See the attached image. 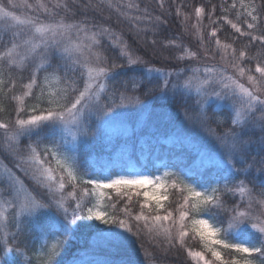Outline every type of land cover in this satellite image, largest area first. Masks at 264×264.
Returning a JSON list of instances; mask_svg holds the SVG:
<instances>
[{
  "label": "snow or ice",
  "instance_id": "1",
  "mask_svg": "<svg viewBox=\"0 0 264 264\" xmlns=\"http://www.w3.org/2000/svg\"><path fill=\"white\" fill-rule=\"evenodd\" d=\"M235 7L234 2L232 8ZM241 7L246 11L252 8L247 11L252 21H246L247 28L257 27L254 22L259 20V14L254 13L261 6L246 5L241 0ZM83 8L100 12L104 8L114 10L119 17L130 20L133 27L141 19L129 15L131 10H140L135 0H128L123 5L126 10L114 0H100L96 4L88 0ZM17 9L21 10L20 14ZM204 12L203 7L195 10L198 23ZM69 13L72 17L77 15L69 0H50V3L45 0H7L6 4L0 0V94L6 97L7 92L15 87L13 70L24 72L31 69L28 81L22 84L23 91L10 98L16 102L14 121H0V130L3 131L0 150L9 153L16 161L15 167L35 185L29 189L11 168L0 165V264H16V257L28 255V245L19 237L31 233L45 240L31 254L36 264H59L57 258L65 250L66 237L81 227L95 232L92 251L99 248L127 253L118 264H134L130 254L142 235L149 240L162 235L171 247L185 248L193 264H264V191L254 194L245 180L229 186L230 178L240 172L247 175L253 165L258 166L259 175H264V156L243 169L236 167L237 163H247L254 142L251 136L245 135L246 132L260 133L257 142L260 151L264 152V50L248 57L257 60L254 72L258 75H253L252 69L240 64L247 53L241 50L237 56L232 45L222 44L217 38V46L231 49V66L239 77L247 76L251 87H246L223 68L197 66L189 69L191 75L182 85L174 84L171 89L174 95L180 87L195 89V104L191 111L185 109L184 118L193 125L208 128L214 147L204 153L202 159L206 158L218 173L224 174L220 177L224 181L222 186L219 181L213 185L194 180L187 172L165 171L163 177L171 178L170 182L160 176L145 174L113 176L107 167L101 175L87 172L81 175L80 142L73 130L87 135L93 120L104 125L123 122L128 110L142 104V96L167 95L172 83L170 78L176 75L179 80L181 73L150 66L135 55L123 37L110 26L90 23L87 18L71 19ZM224 20L240 36L250 35L252 41L264 45V34L251 35L227 17ZM210 36L217 37V30L213 29ZM104 39L118 49L119 58L125 63H117L115 59L109 61L102 44ZM152 43L155 44V40ZM196 58L197 53L183 50L176 57L178 60ZM141 66L143 76H129L127 80L119 81V87L116 86L117 77L126 74L125 70L134 71ZM41 72L45 73L42 78ZM77 73L83 79L82 87ZM150 76L151 79L163 77L162 83L148 87L146 81L151 84ZM5 84L11 87L6 90ZM29 99L33 100L31 105L27 103ZM227 101L232 102L229 105L231 127L217 131L224 122L216 120L217 129L211 128L208 107L211 104L222 107ZM5 110L0 103V112ZM22 138L28 141L23 148L20 147ZM123 162L124 154L121 153L112 165L122 166ZM69 185L71 190L67 191ZM89 185L91 187H87ZM168 187L187 193L183 203L177 206L176 216L165 209L163 202L168 196L160 193L161 189L166 191ZM261 187L264 188V183ZM37 188L42 192L34 194ZM108 189L114 190L118 199L112 201L109 197L110 202L105 204ZM139 189L145 190L141 193ZM133 194L144 197L140 211L135 214L129 207ZM225 194H238L240 199L232 208H226L222 199ZM124 197L127 201L118 209L117 203ZM241 204L245 206L241 208ZM254 204L259 211L253 209ZM214 209L217 210L215 213ZM222 212L229 213L226 226L218 220ZM78 221L99 224L81 225ZM246 231L255 234V238L246 235ZM190 234L193 239H199L203 250L186 248ZM226 253L238 255L226 258ZM85 256V259L73 258L68 264H115L91 258L87 250Z\"/></svg>",
  "mask_w": 264,
  "mask_h": 264
},
{
  "label": "trees",
  "instance_id": "2",
  "mask_svg": "<svg viewBox=\"0 0 264 264\" xmlns=\"http://www.w3.org/2000/svg\"><path fill=\"white\" fill-rule=\"evenodd\" d=\"M100 0H92L93 4L99 3ZM119 2L122 10L123 5L128 0H114ZM140 5V10L129 11L130 16H140L141 19L135 27L133 23L123 17H119L118 14L111 9L104 8L102 12L99 10L83 8V5L88 3V0H69V3L73 11L77 12L75 17H69L75 20H87L92 23L103 24L104 26H110L118 35H121L124 41L130 46L135 55L142 57L148 62L150 66L156 68H162L166 72L179 73L185 68L197 66V64L205 63L206 66H212L215 64L214 60H218L220 56L232 58L231 49L225 50L223 47L216 45L217 38L222 44H230L237 50V56L241 50L247 53V57L244 61H241V66L246 69H252L253 75H258L254 72L257 60L248 59V57L256 56L258 51L264 50V45H261L259 41H252L250 35L240 36L236 33L231 25L226 23L224 17L237 23L242 31L250 33L251 35L264 34V0H244L246 5H259L256 13L259 14V20L254 22L257 27L254 29L247 28V22H252L251 17L247 15V11H251L249 7L247 11L241 7V0H135ZM235 2L236 7L232 8V4ZM7 3V0H4ZM198 7H203L205 12L202 19L198 23V19L195 14V10ZM213 7L215 11H213ZM179 10V11H178ZM17 14H20L21 10H16ZM239 15V19L237 16ZM197 26L199 31L197 30ZM216 29L217 37H211L210 32ZM155 40V44L152 41ZM105 54L108 56L109 61L115 59L117 63H125L122 58H119V51L111 46V43L104 39L102 41ZM2 50V49H0ZM191 51L197 53L196 59L178 60L176 57L181 52ZM211 59V60H209ZM232 60V59H230ZM56 61H53L55 63ZM51 71V69L49 70ZM31 69L18 72L13 70L12 78L15 80V87L11 91H8L6 97L0 94V103L5 107V111L0 112V121L12 122L15 119V107L16 102L11 100V96L21 93L23 91L22 84L26 83L29 79ZM117 77L116 86L119 87V81L127 80L129 76L140 77L144 75V68L138 67L133 70H125ZM189 73V72H188ZM45 75L44 72L40 73L41 78ZM71 75V73H70ZM79 80V86H83V79L79 77V73L76 74ZM155 76V74H151ZM151 76L149 79H151ZM173 75L170 79L172 83L169 85V91L167 95L157 93L152 96H142V102L150 103L152 115L150 117L149 125L153 129L140 128L135 131L132 136L125 137L123 135H111L106 133L103 129L97 126V122L93 120L89 126V132L86 136V141H81L80 151L78 158L82 161L83 166L80 169V174L85 172L92 173L94 175H101L104 168H109L110 173L113 176L116 175H134L136 173H152L154 175L164 172L165 170L177 172L180 174L189 173L193 176L194 180H203L206 183L215 185L217 181L223 185L224 181L220 179L223 173H218L214 167L203 165L199 162V154L194 151L191 146L182 142H171L168 140L170 134L165 132V128H162L164 124L160 121V114L170 115L174 118V122L180 121L184 117V111L187 108L189 111L193 109L196 96L188 95L180 88L176 90L175 95L171 90L174 84H180L177 78ZM163 77L159 79H151V84L146 85L148 87L161 84ZM55 86V85H53ZM11 87L10 84H5L7 90ZM129 91L131 92V85H129ZM139 94V93H137ZM191 96V99L187 97ZM29 105L33 103V100L27 101ZM215 104L208 107L209 125L213 129H217L215 123L216 120L223 121V125L217 129V131H223L224 129L231 127V114L224 109H215ZM156 112H160L158 116ZM156 113V114H155ZM159 120V123L156 122ZM157 123L155 125H152ZM207 128V127H206ZM162 129V130H161ZM208 129V128H207ZM47 131V130H46ZM258 135L251 136L254 140L247 155V161L251 158L254 160H260L264 156V152H261L258 146V138L260 133L255 131ZM35 139V137H34ZM143 139V142H140ZM207 144L209 141L204 140ZM47 142V139L45 140ZM3 143V131L0 130V144ZM28 143L26 138H22L20 147L23 148ZM132 149V154L127 162H123L122 166H113L112 161L118 159L121 153H124ZM0 161L7 165L12 171L22 178L19 170L15 167L16 161L9 154L0 150ZM246 163H237L238 169L247 167ZM257 166V165H255ZM258 167V166H257ZM254 172L245 175L240 172L236 175L234 180L229 182V186H233L236 181L245 180L248 186L253 188L255 194L264 191L260 186L263 183L264 176L260 179L255 178ZM187 179V176L185 177ZM193 182V181H189ZM84 185H81L83 187ZM87 187H91L90 185ZM71 190L69 185L67 191ZM197 190H200L199 187ZM142 193V191H140ZM37 194V192H36ZM187 195L186 192H180L177 189L169 188L167 191L168 200L164 202L165 209L171 210L174 216L178 215L176 209L180 203H183V197ZM109 197L112 201H116L118 198L114 191H111L104 201L105 204L109 203ZM223 203L226 208H232L239 198L232 194H225L223 197ZM127 201V197L119 199L117 208L124 207ZM144 201L143 195L136 196L133 194L132 202L129 205L133 214L140 211V204ZM147 213V209L144 210ZM217 210H213L215 213ZM154 214V213H153ZM164 211H161V215ZM229 213H220L218 220L222 221L226 226ZM207 218V217H204ZM78 224H91L92 221H78ZM95 233L92 230H87L83 227L74 230L67 237V244L64 252L58 257L59 264H66L69 260L73 259L76 253L86 252L89 249L90 236ZM246 235H250L254 239V234L246 231ZM164 238V237H162ZM159 240V246L154 244L153 240H149L148 237L142 235L138 240L140 248H144L150 255L146 258L145 253L141 257H136V263L138 261L143 264H148L153 261L155 264H184V255L187 252L185 248L176 245L166 249L164 244H167L165 239ZM27 243V253L25 257H16V264H36V259L31 255L39 245L45 243L43 237H38L36 233L31 235H22L19 237ZM51 238H49L50 241ZM231 239V237L229 238ZM186 248L192 250H203L198 238L193 239L191 234L186 239ZM99 253L102 252L98 248ZM119 253V252H114ZM168 255L162 257V255ZM210 256L209 253H206ZM228 255H238L235 253H226ZM211 257V256H210ZM108 260L110 256L106 257ZM125 258V257H124ZM122 258V259H124ZM135 258V257H134ZM151 258L152 260L148 259ZM146 259V260H145ZM149 261H148V260ZM178 259V260H177ZM113 260V259H112ZM177 260V261H176Z\"/></svg>",
  "mask_w": 264,
  "mask_h": 264
},
{
  "label": "rangeland",
  "instance_id": "3",
  "mask_svg": "<svg viewBox=\"0 0 264 264\" xmlns=\"http://www.w3.org/2000/svg\"><path fill=\"white\" fill-rule=\"evenodd\" d=\"M29 2H34V0H29ZM45 2H49L50 3V0H45ZM230 59H232V58H227V57L222 55V56H220V58L218 60H214L216 65L213 64L212 66H216L218 69L219 68L225 69L227 74L233 75L235 78L239 79L240 82L245 84L246 87H251V85H249L248 82H247V76H245L243 78L238 76L237 70L234 69L231 66L232 63H233V60H230ZM209 60H211V59H209ZM197 66L202 68L203 66H206V64L205 63L197 64ZM197 66H195V67H197ZM192 67H194V66H192ZM192 67L190 66V67L185 68L184 70L179 72V73H181V76H180L181 80L180 81L178 80V81H179V83L181 85L183 84L184 79L187 76L191 75V72L189 71V69L192 68ZM201 75H203V73H201ZM174 78H177V77L175 76ZM53 87H55V86H53ZM180 89L183 90L188 95H193V96L197 97V93L195 92L194 88L192 90H187V89H184L183 87H180ZM231 103H232L231 101H227V102L224 103V105L222 107H217L216 104H215L214 107H215V109L227 110L231 114V109L229 107V105H231ZM211 105H213V104H211ZM152 111L153 110L151 109L150 103L142 102L141 105L136 106L134 109L128 110L127 116L123 120V122L115 123V124H111V125H104L101 122H98V121H96V122H97V126L99 125V128L103 129L108 134H111V135H123L125 137H129V136H132L134 134V132L136 130L138 131L140 128H148V129H151V130L153 129V127H151L149 125L150 117L153 114ZM156 113H157L156 116H158L160 114V112H156ZM159 117L162 119V121H160L161 124L162 123L164 124V126L162 128H165L164 131L168 132V134H170V137L168 138L169 141H171V142H182L184 144H187V145L191 146V148L199 154V162H201L203 165L212 167L208 163L206 158L202 159L204 153L212 151V149L214 147V141L210 137L208 129L206 127H201V126L193 125L192 123L186 122L184 117L180 121H177V122H174V118L171 117L170 115L160 114ZM156 122L159 123V120L156 121ZM155 124H157V123H154L152 125H155ZM139 132H140V130H139ZM73 133L77 135L78 140H79L80 143H81V141H84V142L86 141V136L85 135H81L80 133H77L76 130H73ZM245 135L246 136H253V135H258V134L255 131H250V132H246ZM69 139H71V137H69ZM205 139L207 141H209L208 144L204 141ZM140 142H143V139ZM123 154H124V162H127L130 159V157H131L132 149L124 152ZM253 160L254 159L251 158L249 161H247L246 164L247 165L251 164ZM0 165H4V164L0 161ZM165 171H169V170H165ZM136 172L137 171H134V175H136V174H145V175H149L150 177L160 176L162 178V180H168L169 182H170V179H171V178H164L163 177V173L164 172L156 174V175H154L152 173H139V172L136 173ZM251 172L256 173L255 174V178L256 179L257 178L260 179V177L264 176V175H259L258 174V167L255 166V165L252 166L251 171L249 173H251ZM19 173L22 176L21 179L29 187V189L35 188V185L33 184V182L31 181V179L28 176L24 175V173L21 172L20 170H19ZM235 177L230 178V181L234 180ZM230 183H232V182H230ZM233 183L235 184L236 182H233ZM263 183H264V180H263ZM260 186H261V184H260ZM148 188L150 189L151 186H148ZM169 188L170 187H168L166 191L161 189L160 193L167 195V191L169 190ZM144 190L145 189H139V191H142V192ZM111 191H114V190H111V189L106 190L107 195L105 196L104 201L106 200V197L109 195V193ZM36 192H37V194H39V193L42 192V190L37 188L34 194H36ZM254 194H255V192H254ZM236 196L240 199L238 194ZM240 206H241V208H243L245 205L241 204ZM154 207H155V205H154V202H153V208ZM253 209L256 210V211H259V208H258V206L256 204L253 205ZM95 223L99 224V222H95ZM100 227L103 228V227H107V226L106 225H100ZM254 236H255V234H254ZM94 237H95V233H93L90 236V241H89V244H88L89 245V249L87 250L89 257L94 258V259L99 260V261H102V262L103 261H109V262H115V264H118V262L121 261L122 258H124V257H126L128 255L127 253H123V252H119V253L116 254V253H114V251H110V250H107V249H101L102 252H100V253H99L98 249H96L95 251H92V247H93L92 241H93ZM162 237H163L162 235L159 236V237H154V239H153L154 244L159 246V244H160L159 240H161ZM162 239H164V238H162ZM139 243L137 241V243L133 246L134 247V251H132L131 254H130L131 259L134 261V264H143V262H141V261H138L136 263V259H138L136 257H141V255H143L144 253H145V256L143 258H146L147 255H148V257L150 256L148 254V252L145 251L144 248H140L141 245L139 246ZM164 247L166 249H169L170 245L167 243V244H164ZM76 254L77 255L74 256V258H76V259H85V258H87L85 256V252H81L79 254L76 253ZM168 255H162V257H167ZM108 256H110L111 259L108 260L106 258ZM208 258L211 259L210 256H208ZM148 259L152 260L151 258H148ZM180 261H183L184 264H193V261L187 256V252L184 255V260L180 259ZM66 264H68V262ZM148 264H155V263H153V261H150Z\"/></svg>",
  "mask_w": 264,
  "mask_h": 264
}]
</instances>
